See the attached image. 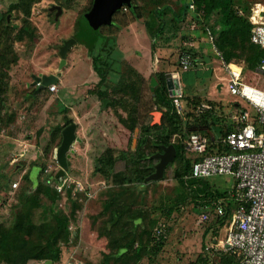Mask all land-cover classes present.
Returning <instances> with one entry per match:
<instances>
[{
	"label": "rangeland",
	"instance_id": "obj_1",
	"mask_svg": "<svg viewBox=\"0 0 264 264\" xmlns=\"http://www.w3.org/2000/svg\"><path fill=\"white\" fill-rule=\"evenodd\" d=\"M137 1L144 5V0ZM90 3L91 0H0V55L5 52L4 63L7 65L4 67L6 75H3V84L0 85V224L11 226L14 212L25 203L24 195L28 188L34 189L42 180L56 181L55 177L60 170L58 162L54 160L56 149L47 155L42 151L50 140L53 129L57 125H63L65 119H71L77 125L76 135L80 141L73 145L69 153L71 162L70 165L68 163V172L63 180L67 183L69 180L82 182L88 189L87 192L92 195L89 197L86 192L77 193L84 197L79 215L81 222L79 226L78 223L73 224L72 242L64 247L60 261L55 264H65L72 258L85 264H97L102 261L103 255L108 252L107 241L98 238L92 223L89 225V222H93L91 216L101 210V203L116 198L120 191L126 192L125 198H122L125 203L154 210L152 217L155 219L160 217L159 210L183 204L181 201L184 198L186 201L179 182L174 178L176 167L166 170L164 178L160 181H152L146 186L136 184L123 187L109 185L105 176L96 168L99 158L106 150H111L115 156H119L127 152L130 146L133 150L138 148V140L133 144L136 130L131 131L123 123V119L127 118L132 122L137 120L128 116L123 104L115 103H132L129 109L133 114L138 113L137 117L144 131H148V126L152 123V113L160 111L152 99L154 75L160 72L169 74L177 70V58L185 42L193 41L196 44L198 48L195 60L203 62L202 65L196 66L198 62L195 61L193 69L182 75L185 95L197 94L201 99L220 102L223 124H230V116L234 112L232 103L235 98L230 94L226 81L220 80V77L225 78L228 75L221 62L208 55L210 52L207 54L208 47L202 34L195 38L191 35V30H184L186 40L179 38L178 33L169 35L170 38L163 35L155 41L151 39L145 23L148 11L153 10L155 3L144 5V18L138 21L124 11L125 15L117 18V27L109 31L117 40L113 57L118 65L113 66L114 72L109 75L104 86L100 88L92 84L95 76L91 75L90 69L85 74L82 67L90 63L86 62L89 58L88 49L82 44H75L67 57L68 60L74 56L75 67L64 82L66 89L62 90L57 86V93L45 91L35 94L33 75L39 76L52 71L63 73L66 70L67 65L59 70V48L65 41L73 38L77 19ZM176 3L181 6V0H167V5L172 9H178ZM54 7H61L63 14L56 17L57 10L52 11ZM109 32L103 31V34L107 35ZM151 50L153 55L150 59ZM138 59L141 65L150 70V74H143L135 68ZM120 62L122 64H119ZM130 67L141 74L145 83H137L138 78ZM142 70L145 71L143 67ZM247 77L251 82L250 75ZM120 78L128 83L135 82V88L120 92ZM220 85L222 87L219 89ZM134 96H139V103L136 101L135 104ZM110 100H116L114 105L111 103L109 106ZM63 107L67 113H59ZM160 120L162 121V118ZM161 121L151 125H160ZM137 129V139L142 138L143 145L149 135L145 132L142 134L140 127ZM213 131L218 137V131L214 128ZM152 136L154 137V133ZM153 137L149 138L150 145L155 144ZM160 137L162 138V135ZM176 140L177 136H174L172 141ZM24 143L26 150L33 151L35 147V154L32 152L27 156L22 150ZM117 169H123V163H119ZM210 181L221 191L232 186L228 177H217ZM14 183L19 184L17 189L13 188ZM69 206L63 201L59 202L61 210L67 211ZM183 207L184 209L170 220L168 226L171 230L158 257V263L201 264V256L206 255L209 261L220 264L218 252L206 250V247L213 244L215 236L210 229L217 228L214 213L210 214L211 220L208 223L199 224V208L193 210L194 204L190 202L183 204ZM37 217L38 213L35 218ZM96 230H99V224H96ZM226 233V228L219 229L217 237L223 238ZM28 264L41 263L31 261ZM140 264H149V261L144 258Z\"/></svg>",
	"mask_w": 264,
	"mask_h": 264
},
{
	"label": "trees",
	"instance_id": "obj_2",
	"mask_svg": "<svg viewBox=\"0 0 264 264\" xmlns=\"http://www.w3.org/2000/svg\"><path fill=\"white\" fill-rule=\"evenodd\" d=\"M94 1L91 0L90 6L77 19L73 38L76 39V44H82L88 49L94 71L100 78L96 87L104 86L108 82L109 75L114 72L113 66L118 65L113 57L117 49V40L115 35L109 32L112 28L117 27V18L122 14L125 15V11L134 20H141L144 18V5L150 3L156 5L153 10L148 11V19L145 24L153 41L163 35H168L170 38L169 35H176L177 33L179 38L186 40L184 30L190 31L195 28L196 34L200 35L204 34L205 27L209 26L215 35L216 46L225 62L240 64L246 73H251L255 71L264 58V49L253 44L250 38L252 30L250 17L253 8L256 4L264 5V0L263 2H256L257 0H181L180 7L176 3L178 9H172L167 5V0H144V5L137 0H131L130 5H124L114 14L110 25H103L95 34L89 35L82 28L81 19L92 9ZM192 3L195 5L194 10L190 9ZM103 31H107L109 34L105 35ZM152 47L154 48V44ZM0 56H2L0 57L1 85L3 84V75H6L4 67L7 65L4 63L5 52ZM193 56L195 58V53ZM130 69L136 74L139 80H136L137 83L141 85L144 78L133 67ZM177 70H181L179 62ZM121 79L119 80L120 92H127L135 88V82L128 83ZM168 79V75L164 72L154 75L152 99L154 104L159 106L162 121L160 125L152 126L151 124L154 123L152 113V123L149 124L148 131H144L143 125L137 117L138 113L133 114L129 109L132 103L121 101L115 103V105L123 104L128 116L132 117V120H137L132 122L128 118L123 119V123L131 131L134 132L137 127H140L142 134L145 132L149 135L145 141L147 145L145 143L141 145L142 138H139L137 139L139 144L136 150L130 146L127 152L119 156H115L111 150H106L99 158L96 168L105 176L111 186L123 187L136 184L146 186L152 182L149 177L156 172V165L159 163L158 160L154 159V156L163 153V147L173 145L176 149V158L166 167L165 172L176 167L174 178L179 182L183 196L186 197V201L184 198L181 202L183 204L193 203V210H196L203 206H211L214 201L223 200L225 203L228 201L227 205H224V216H218L214 213L217 228L213 227L210 230H212L215 238L219 229L230 222L236 202L228 190L221 191L211 184L210 180L213 178L205 180L186 179L191 175L192 166L197 160L196 156L187 152L186 143L191 134L199 133L209 141V155L228 153V147L214 141L209 134H214L213 125L218 126L219 123H222L223 114L220 112V104H215L209 99H201L197 95L186 96L184 91L180 99L182 111L179 113L174 104V99L170 96L167 86ZM37 89L38 87H35L34 93L37 92ZM45 91L49 92V89L41 90L39 93L42 94ZM134 98L136 99H133L135 104L139 103V96H134ZM116 100H110L109 106L111 103L114 105ZM202 106L208 107L200 112ZM65 110L62 108L59 113H67ZM73 122L71 119H65L63 125H57L53 129L50 140L45 145L46 147H43L44 155L53 152L54 149L57 151L63 141L64 129ZM220 128V134L223 137L232 130L231 126L228 127V125L220 126ZM152 133H154V137ZM174 136H177L175 142L172 141ZM150 137H153L155 144L150 145ZM54 160L57 161V159ZM70 162L71 159L69 158V165ZM119 163H123L121 170L117 169ZM52 180H42L37 183L34 189L28 188L24 195L25 203L14 212L11 226L0 224V264H28L31 261L41 264H55L60 261L64 247L72 242L74 237L73 224L78 223L77 225H80L79 215L83 207L81 203L84 197H82L83 195L80 196V193L74 195L72 190L67 191L65 195L59 194L50 185ZM56 180L59 181V179ZM125 195L126 192L120 191L116 198L104 200L101 203V210L96 215L91 216L93 222H89V225L92 223L98 238L107 241L108 252L97 264H140L144 258L149 261V264H160L158 257L165 247L171 227L168 226L167 238L157 241L154 237L155 226L161 220L169 225L174 215L184 209L183 204L180 203L159 210L160 217L155 219L152 217L154 210L133 203H125L122 199L125 198ZM60 201L70 205L67 211L59 208ZM90 202L93 203L94 201ZM37 213L38 217L35 218ZM96 224H99L98 231ZM77 228L75 229L77 230ZM207 252H213V250ZM218 255L220 264L224 262L225 264H241V257L237 254H225L219 251ZM200 260L201 264H217L209 261L206 255L201 256Z\"/></svg>",
	"mask_w": 264,
	"mask_h": 264
},
{
	"label": "built area",
	"instance_id": "obj_3",
	"mask_svg": "<svg viewBox=\"0 0 264 264\" xmlns=\"http://www.w3.org/2000/svg\"><path fill=\"white\" fill-rule=\"evenodd\" d=\"M190 9H195L193 3L190 4ZM250 21L251 42L264 49V5L256 4ZM204 34L209 45L221 56L217 50L215 35L209 26L205 27ZM186 45L187 48L183 49L179 56L181 72L190 71L195 63V58L190 52L194 44ZM223 65L229 75V92L242 103L240 108L239 104L235 103L238 109L230 117L235 129L228 132L221 142L228 147L229 152L209 155L208 139L198 133L191 134L186 143V150L196 156L197 160L192 166L191 175L186 179L228 177L233 183L231 197L236 205L227 235L206 250L237 254L241 257V264H264V58L255 71L249 74L240 65L226 62H223ZM248 75L251 82L248 81ZM48 89L52 93L58 92L56 85H50ZM182 96L181 87L175 89L172 98L179 113L182 111L180 102ZM207 107L202 106L200 112ZM56 181L55 183L50 181V185L61 195L72 190L74 195L86 192L89 197L92 196L80 181L69 180L68 183L66 180ZM18 186V183L13 184L14 189ZM224 205L227 203L219 200L214 201L211 206L200 207L197 212L199 224L211 220L210 212L224 216ZM167 233V223L164 220L159 221L154 229L155 239L157 241L166 239ZM65 264L85 263L72 258Z\"/></svg>",
	"mask_w": 264,
	"mask_h": 264
},
{
	"label": "water",
	"instance_id": "obj_4",
	"mask_svg": "<svg viewBox=\"0 0 264 264\" xmlns=\"http://www.w3.org/2000/svg\"><path fill=\"white\" fill-rule=\"evenodd\" d=\"M131 0H95L92 9L86 13L81 19L82 28L89 35L95 34L100 27L103 25H110L114 14L120 10L124 5H130ZM57 10L56 17L62 14L61 7H54L52 11ZM77 43L76 39L71 38L64 42L63 46L59 48V55L61 63L59 70H62L67 63V55L69 50ZM61 71L57 74L52 75H33V85L38 87L37 92L45 90L50 85H54L59 81ZM167 86L170 92V96L175 95V89L180 88V83L177 74L172 75L168 81ZM162 113H153L154 123L160 122ZM77 125L75 123L66 127L63 131V141L61 146L56 151V159L59 164L60 170L56 175V179L60 181L66 176L68 172V159L70 158V152L72 147L80 139L76 135ZM137 132L135 131L133 144L137 142ZM163 153H159L154 156V159L158 160L159 163L156 165V172L149 177L150 181L160 180L163 178L166 167L172 163L176 158V149L173 145L169 147H163Z\"/></svg>",
	"mask_w": 264,
	"mask_h": 264
},
{
	"label": "crops",
	"instance_id": "obj_5",
	"mask_svg": "<svg viewBox=\"0 0 264 264\" xmlns=\"http://www.w3.org/2000/svg\"><path fill=\"white\" fill-rule=\"evenodd\" d=\"M63 9H62V14H63ZM56 14H57V12H56ZM196 31L197 30H195V28H192L191 29V31H190V33H191V35L193 36V37H197V36H200L199 34L197 35L196 34ZM147 35H148V33H147ZM203 36H204V39H205V41H206V47H208L207 48V54L208 55H211L212 56V58H217L220 62H221V64H222V66H223V68H224V71H225V73L228 75V73H227V71H226V69H225V67H224V65H223V62H225V60L223 59V56L221 55V53H220V55L221 56H219L216 52H215V50L212 48V46L211 45H209V43H208V41H207V39H206V35L205 34H202ZM149 36V35H148ZM186 43H193V41H188V42H185L184 43V47L181 49V51H180V53H179V56H180V54H181V52H182V50L183 49H186L187 48V45H186ZM194 44V43H193ZM152 45H153V43H152ZM197 46H196V44H194V48H192V49H190L191 51V53L193 54V53H195V55H196V53H197ZM217 50H218V48H217ZM219 51V50H218ZM69 52H70V50H69ZM68 52V53H69ZM152 55H153V50H151V51H149V57H150V59L152 58ZM179 56H178V58H177V64H178V62H179ZM67 57H68V55H67ZM88 57H89V55H88ZM222 57V58H221ZM74 56H73V58H69L68 60H67V63H66V65H67V68H66V70L63 72V73H61V76H60V78H59V81L56 83V84H54V85H56V86H58L59 88H61L62 90H64V89H66V87L64 86V82L66 81V79L68 78V76L70 75V73H72V71L74 70V67H75V62H74ZM73 60V62L71 63V61ZM87 61L86 62H90L88 65H86V67H82L83 68V70L85 71V74H87L88 72H89V69L91 70V75L93 74L94 76H95V80L92 82V84H94L95 86L99 83V80H100V78H99V76L97 75V73L94 71V67H93V62H92V59L89 57V58H87L86 59ZM196 62H198L197 60H195ZM84 63H85V61H84ZM227 63V62H226ZM231 63H234V62H231ZM87 64V63H86ZM198 64H203V62H198L197 64H196V66H198ZM234 64H237V63H234ZM137 66L135 67L134 65V67L137 69V70H139L140 72H142L143 74H150L148 71H150V70H148L146 67H144L143 65H141V62L139 61V59L137 60V64H136ZM237 65H240V64H237ZM195 66V67H196ZM240 66H242V65H240ZM142 67L145 69V71L144 70H142ZM243 67V66H242ZM141 69V70H140ZM195 70L197 69V68H194ZM243 69H244V67H243ZM245 70V69H244ZM196 71H199V70H196ZM189 72V71H188ZM165 73V72H164ZM214 73V72H213ZM52 74H57V72H55V71H52V72H49V73H47V74H42V75H52ZM174 74H177L178 75V80H179V83H180V87H181V89H182V91H183V85H182V75L183 74H187V72H181V70H175V71H172V72H170L169 74H167L166 73V75H168V77L170 78L172 75H174ZM220 80H225L226 81V83L228 84V80H229V75H228V77H225V78H221L220 77ZM35 87V86H34ZM222 86L220 85L219 86V89L221 88ZM48 88V87H47ZM46 88V89H47ZM45 89V90H46ZM154 89V88H153ZM50 92V91H49ZM39 92H36L35 94H38ZM57 93V92H56ZM54 94V93H53ZM195 95H197V94H195ZM234 97V96H233ZM235 99H234V101H233V103H232V105H233V111L235 112L237 109H236V106H235V103L237 104H239V108L241 107V105H242V103L239 101V99H237L236 97H234ZM210 100V99H209ZM212 101V100H211ZM214 103L215 102H218V101H213ZM215 104H220V112L222 113V108H221V106H222V104L219 102V103H215ZM104 106L106 105V102H104V104H103ZM62 107V106H61ZM64 108V107H63ZM233 112V113H234ZM233 113L231 114V116L233 115ZM230 116V117H231ZM161 118H162V116H161ZM160 118V119H161ZM161 121V120H160ZM231 121V120H230ZM209 123H211V121H209ZM225 125H228V127L229 126H231V128H232V130L233 129H235V126L233 125V123L232 122H230V124H228V123H226V124H223V119H222V123L220 124H218V126L216 125V126H212V129L214 128V129H216L217 131H218V134H219V136L217 137L216 135H214L213 133H209L210 134V136H211V138L214 140V141H216V142H218V143H221L222 142V140L226 137V136H221V134H220V130H221V128H220V126H222V127H224ZM232 130H230V131H232ZM229 131V132H230ZM214 132V131H213ZM199 134V133H198ZM228 134V133H227ZM226 134V135H227ZM20 146H22V145H20ZM26 145H25V143L23 144V148H22V150H24L25 151V154L27 153V156L28 155H30L32 152H34V154H35V147H33L34 149H33V151H31V149H27L26 150V147H25ZM30 147H32V146H30ZM33 154V155H34ZM232 181V180H231ZM232 188H233V183H232V186H231V188L230 189H227L229 192H230V194L232 193ZM226 203H228V201H226ZM214 213V212H213ZM228 227H229V222L222 228V229H224V228H226V232H227V230H228ZM222 231V230H221ZM226 235H227V233L225 234V236L222 238V237H215L214 238V241H213V244H211V245H216V243L217 242H220L221 240H223L225 237H226ZM211 245L210 246H208V247H211Z\"/></svg>",
	"mask_w": 264,
	"mask_h": 264
}]
</instances>
